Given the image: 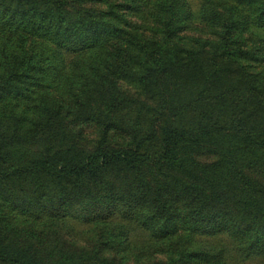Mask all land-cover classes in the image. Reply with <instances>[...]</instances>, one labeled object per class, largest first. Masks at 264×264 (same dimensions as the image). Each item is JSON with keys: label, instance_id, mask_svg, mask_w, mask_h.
<instances>
[{"label": "trees", "instance_id": "trees-1", "mask_svg": "<svg viewBox=\"0 0 264 264\" xmlns=\"http://www.w3.org/2000/svg\"><path fill=\"white\" fill-rule=\"evenodd\" d=\"M130 226L138 258L264 256V0H0V264H122Z\"/></svg>", "mask_w": 264, "mask_h": 264}, {"label": "rangeland", "instance_id": "rangeland-1", "mask_svg": "<svg viewBox=\"0 0 264 264\" xmlns=\"http://www.w3.org/2000/svg\"><path fill=\"white\" fill-rule=\"evenodd\" d=\"M192 6V10L194 12H197L201 4L204 0H189ZM197 33H192L191 35H196ZM121 88L128 92L129 95L137 98V92L133 89V87L128 82H120ZM91 129L89 127L86 128V133H90ZM92 136V135H91ZM92 138V137H91ZM94 139V138H93ZM198 160L202 163H208L211 162L212 158L209 156L203 155L198 156ZM8 211V210H5ZM18 214L13 213L14 217L17 219H21L23 217V214L17 211ZM38 214L34 218L37 219L36 225L39 228H45L49 225V223L52 225V227L56 228L59 233L61 234L63 240L70 245H73L78 248H92L97 244L98 235L94 228V223H82L81 221H77L75 219H71L69 216H67L65 219L55 220L51 219L52 217H48L47 215ZM41 215V216H39ZM28 216V215H27ZM107 220H105L106 222ZM118 221V218H110L107 222L111 224H115V222ZM101 222V221H100ZM22 224V223H21ZM39 224V225H38ZM130 225V224H129ZM22 225H19L17 229H19ZM113 229L114 227H110ZM127 230L130 231V242L126 241V244H128L129 248L131 249V252H127L126 254L120 255L121 259H124L125 261L122 264H165V256L162 254H158L154 256L153 258H138L135 255L137 252L135 250H138L140 246L145 245L149 238L148 235L140 230V228L136 226H130ZM224 240H226L224 238ZM112 244V243H111ZM124 244V243H123ZM113 246V245H111ZM116 247H119L115 244ZM127 245H125L126 247ZM229 264H264V256L262 257H256L253 259H250L249 261H236L231 259V256H228ZM197 264V263H196Z\"/></svg>", "mask_w": 264, "mask_h": 264}]
</instances>
